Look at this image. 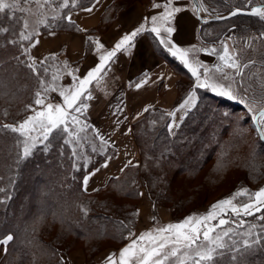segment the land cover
I'll return each mask as SVG.
<instances>
[{"label": "trees", "instance_id": "1", "mask_svg": "<svg viewBox=\"0 0 264 264\" xmlns=\"http://www.w3.org/2000/svg\"><path fill=\"white\" fill-rule=\"evenodd\" d=\"M92 1L79 0L75 6L88 5ZM68 12L69 7L64 14L65 24L42 31L74 25L67 21ZM237 18L250 25L264 24L263 20L253 15ZM209 23L212 22H200L198 34L202 42H211L203 36L204 26ZM19 24L18 17L12 16V12L0 13V28L8 29L0 32V113L20 107L19 99L29 95L34 83L28 71V63L31 62L27 47L31 40H27L24 46V40L16 36ZM93 31L96 33L99 29L89 32ZM93 44L92 38H88V51ZM164 56L180 74L175 107L195 88L194 76L176 57L168 52ZM195 89L199 95L197 103L184 116L175 136L168 128L172 117L169 113L172 112L161 107L148 109L132 125L140 162L126 166L118 176L91 193L83 189V178L101 163L98 162L104 155L85 173L80 169L72 175L68 147L56 137L48 153L44 154L41 149L22 161L13 134L0 124V237L8 233L14 236L9 251L11 254L6 255L4 264H59L61 258L58 254L66 251L64 248L69 244L66 241L70 236L83 239L91 247L89 251L95 254L105 248L97 246L100 241L110 240L121 246L123 235L134 228L131 229L130 218L138 222L139 210L137 206L133 209L129 203L116 201L115 197L133 199L137 197L138 185L147 183L159 196L169 200V192L163 184L166 181L169 186L168 177L175 169L195 177L206 161L214 157L216 163L211 182L220 180L223 171L231 165L242 171V175L238 176L241 180L262 178L264 142L257 132V141H251L247 136L246 122H251L254 127L251 115L245 113L242 105L206 88ZM241 111L247 115L246 118L240 114ZM243 143H246L245 152L242 150ZM79 175L82 176L81 182ZM160 188L164 191H158ZM105 193L108 197L100 198V194ZM187 201L190 198L177 199L175 208H181ZM84 209L87 210L86 215ZM244 218L246 222L254 221L257 226L246 231L245 222L237 230L234 229L226 243L231 249L224 250L218 264H264V208ZM54 224L60 226V232L52 237ZM246 240L250 247H245ZM233 255L236 256L235 261L231 259Z\"/></svg>", "mask_w": 264, "mask_h": 264}, {"label": "rangeland", "instance_id": "2", "mask_svg": "<svg viewBox=\"0 0 264 264\" xmlns=\"http://www.w3.org/2000/svg\"><path fill=\"white\" fill-rule=\"evenodd\" d=\"M51 1L53 0H47V2H44V0H20L16 7L10 10H6L7 12H12V16L18 17L20 21L21 25L19 24L20 26H18L19 28H17V37L20 38L21 33L25 35L31 33L33 36L35 33H37L38 31H42L43 29H49L55 27L56 25L59 26L65 24V10H54ZM199 1L203 9L204 17L223 15L230 12L234 8L241 7L240 0ZM6 2H12V0H6ZM189 2L193 7L192 0H189ZM257 4H260V0H256V3L254 5ZM248 8H250V6ZM239 16L241 15L223 21H213L212 23L204 26L203 36L211 42H203V51L206 58L205 60H201L202 63L197 71L200 75L201 81H204L208 77H211L212 79L209 81L210 83L214 81L216 83L231 85L233 93L238 97L237 99H229L226 96L218 95L210 88L206 89L222 98L231 100L233 103L242 105L245 113H249L251 115V120L254 125V127H252L251 122H246L247 136L251 141H257V129L252 117L255 116V114L259 110L264 108V35H262L264 34V24L262 23L259 26H256L255 24L250 25L246 21L242 22L241 20L243 19H238L237 17ZM41 20H45L46 23L41 24ZM25 23H27L28 25L27 29H25L24 27ZM26 41L27 40H24V46ZM225 45H227L229 53L235 56V59L240 65L239 69H232L227 67L224 68V71L231 76V79L227 81L223 80L222 74L216 71V66L223 65V62L221 60L217 61L212 59L213 56L220 57V55L223 54ZM217 50H219L220 53H218ZM17 51L18 49L16 48V52ZM190 56H188V60L189 63L193 65V58H196V56L194 54H190ZM178 60H180L181 63L185 66L184 62L180 58ZM44 63L45 64L42 63L43 65L41 66L35 64V71L32 67H28V71L34 79V83L30 88L29 95L23 97L22 99H19V103L21 102L20 107H17L13 111H5L3 113H0V124L2 126L19 125V123L27 119L28 116L34 114L33 110H43L48 103H52L54 105L62 104L63 98L59 95V91L63 89H68L69 91H71L73 90V86L78 84L79 79H83L78 74L79 71L77 70V66L70 67L69 64L64 63L58 58H50L44 61ZM31 64L33 63L31 62ZM31 64L28 63V65ZM186 68L189 70L188 67ZM205 69H207L208 71L205 72ZM69 71H71V75H69ZM73 76L77 77L78 79L74 81ZM53 77H58V79L54 80ZM195 77L196 76H194V87L201 88L197 86V78ZM42 81L43 84L41 83ZM50 86L56 87V90H50L47 93H43V88ZM195 88L192 89L190 93H188V95L182 100L181 103H183L191 93H194L195 97H197L198 99L199 95L197 94ZM37 92H42V95L45 99V104L43 106H38L34 103ZM85 94V92L82 94L81 101H78L77 103L79 105L81 102H83L87 104L88 107L86 109H82V111L79 113L69 110L70 112H72V115H75L77 117L79 122L76 123L69 119L67 122V131H64L62 126L60 130H57L50 134L47 141H44L43 143L37 142L36 147L32 150V154L30 156L34 155L36 152H38V150L41 149L44 150V154L48 153V151L52 147V143L54 144V140L56 139V137H58V139L61 140L62 144H65V146L68 147L71 172L73 175L80 169H82L85 173V170L94 165L99 160L100 156L104 155V157L98 163H102L109 157L113 156L114 154L112 153L114 152V150L116 153V149L113 145L114 143L112 139H104L98 135L99 132L97 133L96 131V127L98 124L92 122L90 117V114L94 115V113H90L89 111L95 112V109L99 108H95L97 106L91 107L90 103L86 99L87 97H85ZM240 99H243L244 103H241ZM176 107L177 106L173 107V109H171L170 111L172 112L174 108L176 109ZM249 109H251V111H249ZM179 110V116H181L182 114L185 116L186 113L189 112V109L187 108L182 109L179 107ZM245 113L244 111L240 112V114L246 118L247 115ZM179 116H177V118H180ZM101 125L105 126V124ZM169 125H173V127L168 128L171 135L175 136L177 128L180 125L174 126V124L172 123H169ZM261 126L264 127V125ZM6 130L13 134L17 149L19 150V156L21 157L22 161L30 158V156L27 158H22L23 141L25 137L18 132L11 131L10 129ZM32 135L40 136V132H34L32 133ZM135 146L138 150L136 143ZM245 149L246 143H243L242 150H244L245 152ZM138 153L140 162L141 158L139 150ZM215 163L216 159L214 157L208 159L204 167H202L198 175H196L195 177H190L188 172L175 169V171H173V173L168 177L170 179L169 186L165 181L163 184L165 185V188L164 186L162 187L166 189L167 193L169 192V200L163 199L162 196H159L158 192L154 188H152L150 184L147 183H144L141 186L138 185L137 197L133 199H123L120 197H115L116 201L120 203H129L131 204L133 209H135V207L137 206L139 210L138 222L134 220V218H130L129 223L131 225V229L134 226L133 230L129 232L132 235H123L124 242H121V246L116 245V243L110 240H108L107 242L100 241L97 246L101 247L102 249L104 247L105 248L95 254L94 251H89L90 246L83 239L78 240L75 237L70 236V238H68L66 241L69 244L64 248L66 251H63L64 253L60 252L58 254V257H63L64 264H68V258L70 254L77 250L81 252L83 260H85L84 264H96V258L98 257V255H101L108 249H123L127 244L130 243L131 240L136 239L141 233L153 229V225L155 227H161L169 223L182 221L185 217L194 213L205 214L217 201L232 196L242 188L248 189L250 193H254L259 188L264 187V176L257 180H241L240 178H238V176L242 175V171L239 170L235 165L228 166L226 170L223 171V176L220 180L211 182L210 178L213 175V166L215 165ZM78 177V180H80L81 182L82 176L79 175ZM94 191L86 192L91 193ZM158 191L163 192L164 190L160 188ZM101 197L107 198L108 194H100V198ZM179 198H190V201H187L181 208H175L176 200ZM235 202L238 204L249 202V197L247 195L238 196L236 197ZM164 211L169 212L170 214V219H167L165 221L161 215ZM133 215L135 217V213H133ZM245 216L248 215H234L230 212L227 213L223 216V218L228 220L229 223L218 227L216 229V233L222 235L223 232L227 231L228 229H232V232H234L240 226L245 224ZM210 223L217 224L218 220H213ZM246 223V226L248 228L246 231L251 230L255 226H257L254 221H247ZM59 232L60 226L58 224H54L52 229V237L56 236ZM228 237L224 238L225 243H227ZM11 242L7 246L0 245V264H4L6 261V255L11 254L9 252L11 250ZM117 259L118 264L119 252Z\"/></svg>", "mask_w": 264, "mask_h": 264}, {"label": "crops", "instance_id": "3", "mask_svg": "<svg viewBox=\"0 0 264 264\" xmlns=\"http://www.w3.org/2000/svg\"><path fill=\"white\" fill-rule=\"evenodd\" d=\"M78 1L73 3V0H68L66 7H61L63 0L51 1L54 10H66L69 7L66 18L74 25L35 33L27 47L32 63L39 65L49 57H55L70 67L77 66L79 76L84 78L89 70L100 63L99 57L114 50L124 35L141 26L144 28L128 45L116 51V55L107 62L98 78L86 87L85 97L90 106L99 108L95 112L89 111L94 113L90 114L91 121L98 124V135L104 139H112L116 149L113 156L85 174L90 179L84 189L94 191L105 186L110 178L118 176L126 165L139 163V153L132 137V125L145 115L147 111L144 109H173L178 97L177 82L180 74L164 56L166 52L172 55L169 48L172 45L181 50L194 48L195 51H190L188 56H196L193 58V66L197 69L202 63L201 60L206 57L204 43L198 34L200 21L189 0H172L170 7L180 10L173 12L163 27L159 21L154 25L151 18L159 17L165 11L168 0H93L88 5L77 7L75 4ZM154 4L161 6L157 8ZM88 8L92 11H87ZM154 26L161 28L159 35L151 31ZM165 28H171V33L166 32ZM95 29L99 31L89 32ZM88 38L94 41L89 51ZM97 40L103 48H97ZM161 40L167 43L162 44ZM174 57L180 58L179 54ZM212 59L220 60L215 56ZM138 84L140 87H137ZM197 100L196 97V102ZM180 105L172 111L175 113L171 118L174 126H178L184 118L183 114L178 115L181 111ZM105 164L107 167H104ZM161 215L164 221L170 219L169 212L164 211ZM154 228L157 227L153 225ZM118 252L120 250L115 248L106 250L98 255L96 264H108L106 257L112 253L116 254L114 259L117 261ZM68 259V264H84L85 261L77 250Z\"/></svg>", "mask_w": 264, "mask_h": 264}, {"label": "snow or ice", "instance_id": "4", "mask_svg": "<svg viewBox=\"0 0 264 264\" xmlns=\"http://www.w3.org/2000/svg\"><path fill=\"white\" fill-rule=\"evenodd\" d=\"M19 2L20 0H12V2L0 0V13L13 9ZM44 2H47V0H44ZM73 3H75V0H73ZM197 3H199V0H197ZM255 3L256 0H240L241 7H237L230 14L233 16L241 14L245 8L250 6V12L247 14L254 15L264 20V0H260V6H251ZM67 4L68 0H63L61 7H66ZM171 4L172 0H168V3L165 5V11L161 13L159 17L153 16L151 18L154 25L159 21L161 27H163L171 17L172 13L180 10L179 8H171ZM153 6L159 8L161 5L154 4ZM86 10L92 11L91 8ZM200 10V7L195 9L197 14ZM68 19L70 20L71 18L68 17ZM40 23L44 24L46 21L41 20ZM24 27L27 29V23H25ZM143 30L144 28L141 26L132 33L124 35L122 39L117 42L114 50L108 51L106 54L99 57L100 63L89 70L83 79H79L78 84L73 86V90H60L59 95L63 98L62 104L54 105L48 103L43 110H33L34 114L28 116L27 119L19 123V125L2 126V128L18 132L25 137L23 141L22 158L29 157L32 154V150L36 147L37 142L43 143L44 141H47L50 134L60 130L62 126L63 130L67 131V122L69 119L76 123L79 122L77 117L72 115V112L69 110L79 113L82 109L88 107V105L83 102L79 105L77 103L78 101H81V96L85 92L86 86L98 78L107 62L116 55L117 50L128 45L133 37ZM160 30L161 28L156 26L151 29V31L157 35L160 34ZM6 31H8V29L0 28V32ZM165 31L171 33L172 29L165 28ZM21 39L31 40L32 34L29 33L25 35L21 33ZM36 43H38V41H36ZM161 43L166 44L167 41L161 40ZM96 45L98 49L103 48V45L98 40L96 41ZM34 46L35 44H33V47ZM169 50L174 56L179 54V57L184 62L185 66L189 68L193 76H196L198 87L210 88L218 95L226 96L229 99L238 98L233 93L230 84L225 85L214 81L210 83L209 81L212 79L211 77H208L204 81L200 80L197 67H194L188 60L189 52L195 51L194 48L181 50L176 48L175 45H172ZM25 51L27 50L25 49ZM219 59L223 62V65H217L216 71L222 74L223 80H230L231 76L224 71V68L239 69L240 65L235 59V56L229 53L227 45L224 46L223 54L220 55ZM29 66L35 71V63ZM207 71L208 70L205 69V72ZM71 74V71H69V75ZM53 79H58V77H53ZM77 79V77L73 76L74 81ZM41 83L43 84V81ZM137 87H140V85L138 84ZM50 90L55 91L56 87L50 86L43 88V93H47ZM88 98L90 99L91 97L88 96ZM195 102V95L190 94L180 105V108H187L190 110L192 107H195ZM240 102L244 103V100L240 99ZM34 103L38 106H43L45 104L42 92L36 93ZM144 110L147 111L148 108L146 107ZM249 111H251V109H249ZM169 115L174 116L175 113H169ZM252 118L257 122L260 138L264 139V127H261V125H264V109H261ZM169 127L171 128L173 125H169ZM37 131L40 132V136L32 135V133ZM104 167H107V164H105ZM121 170L123 171V169ZM97 171H99V169H97ZM92 175H94V173H92ZM89 179V175H86L83 178L85 186ZM0 191H2V189H0ZM241 195H247L249 197V202L243 204L236 203V197ZM262 208H264V187L259 188L254 193H250L248 189L242 188L232 196L217 201L205 214L194 213L185 217L182 221L169 223L141 233L136 239L131 240L129 244L120 250L118 264H218L220 258L224 255V250L231 249V246L225 243L224 238L229 236L232 229L224 231L222 235L216 233L218 227L229 223V221L224 219L223 216L229 212L234 215H253L255 212H260ZM83 211L86 215L87 210L84 209ZM213 220H218V223L211 224L210 222ZM129 235L132 234L129 233ZM13 239L14 236L12 234H6L0 237V245L7 246ZM244 245L245 247H250L247 240L244 241ZM236 251H239V249H236ZM115 255L116 254L112 253L106 257L108 264H117V261L114 259ZM231 259L235 261L236 256H231ZM61 264H64L63 257H61Z\"/></svg>", "mask_w": 264, "mask_h": 264}, {"label": "water", "instance_id": "5", "mask_svg": "<svg viewBox=\"0 0 264 264\" xmlns=\"http://www.w3.org/2000/svg\"><path fill=\"white\" fill-rule=\"evenodd\" d=\"M193 2V5H194V8L196 9L197 7H200L201 10L199 11V13L197 14L199 20L201 23H208V22H213V21H223V20H226V19H229V18H232V17H235V16H238V15H250V14H247L248 12H250V8H245L244 11L241 13V14H237L235 16L231 15L230 13L232 11H234L236 8L232 9L230 12L226 13V14H223V15H214V16H209V17H204L203 16V9H202V6L200 4V1L199 3H197V0H192ZM254 6H260V4H257V5H254ZM254 16V15H253ZM218 17H222V18H218ZM264 109V108H263ZM260 111V110H259ZM258 111V112H259ZM257 112V113H258ZM256 113V114H257ZM255 114V115H256ZM254 124L256 126V129H257V132L260 136V132L258 131V125H257V122L254 120ZM262 127V126H261ZM261 139V138H260ZM263 142H264V139H261Z\"/></svg>", "mask_w": 264, "mask_h": 264}]
</instances>
